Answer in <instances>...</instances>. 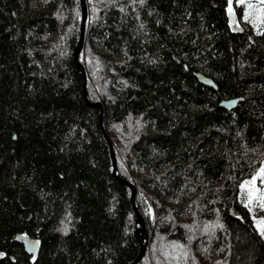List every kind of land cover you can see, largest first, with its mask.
Returning a JSON list of instances; mask_svg holds the SVG:
<instances>
[{
  "label": "trees",
  "instance_id": "1",
  "mask_svg": "<svg viewBox=\"0 0 264 264\" xmlns=\"http://www.w3.org/2000/svg\"><path fill=\"white\" fill-rule=\"evenodd\" d=\"M239 1L88 0L86 97L80 0H0V264L137 259L131 190L87 99L138 190V264H264L241 198L264 166V30Z\"/></svg>",
  "mask_w": 264,
  "mask_h": 264
},
{
  "label": "water",
  "instance_id": "2",
  "mask_svg": "<svg viewBox=\"0 0 264 264\" xmlns=\"http://www.w3.org/2000/svg\"><path fill=\"white\" fill-rule=\"evenodd\" d=\"M80 4H81V10H82V20H81L80 38H79L78 44L74 50V64H75L76 69L80 73H82V75H83V78H84V94L87 97L86 85H87V79H88V71H87L85 62H83V63L81 62V55L83 56V59H84L85 58L86 33H87L88 25H89L88 24V19H89L88 0H80ZM229 18L231 20V23L235 26V28L241 32L242 29L238 25L237 16L232 12L229 14ZM197 77H198V80L201 83H203L204 85L212 87V88H216V84H215L213 79L206 77L203 74H198ZM241 100L242 99H240V98L230 99V100H226V101L222 102L221 105L226 110L231 111V110L236 108V106L239 104V102ZM87 101L90 105L97 107L100 110L99 123H100V128H101V130H102V132L106 138V141L109 144L110 154H111V158H112L113 176L116 178V180H118L122 184H125L131 190V204H132L134 213L136 215V237H137V240L140 244V253H139L137 259L132 264H138L143 259V257L145 256L146 251L148 249V243H149L148 227H147L146 219L144 218V215L139 210V208L136 204V199L138 196V190L132 181L126 180L118 174V166H117V159H116V152H115V148H114V143L112 142L110 135L108 134L106 127H105L104 105L102 104L101 101L95 102V103H90L88 99H87ZM15 241L23 244L26 252L29 255H32L34 257H37L39 255L40 243L38 242V240L36 238H33L31 236H28V235L20 234V235L16 236ZM2 258H3V255L0 253V260Z\"/></svg>",
  "mask_w": 264,
  "mask_h": 264
},
{
  "label": "rangeland",
  "instance_id": "3",
  "mask_svg": "<svg viewBox=\"0 0 264 264\" xmlns=\"http://www.w3.org/2000/svg\"><path fill=\"white\" fill-rule=\"evenodd\" d=\"M238 4L244 8V15L241 21L243 26L247 27L249 26L248 24H251L256 30L263 31L264 23L260 21V8L264 7V5L260 4V0H243V3H241L240 0ZM249 4H252L253 7L249 8ZM83 60L85 61V58ZM262 168H264V166ZM261 169L254 178L248 180L244 184L241 193V198L254 219L255 225L260 233L261 221H264V175L261 174ZM150 215L153 217V210L150 211Z\"/></svg>",
  "mask_w": 264,
  "mask_h": 264
},
{
  "label": "snow or ice",
  "instance_id": "4",
  "mask_svg": "<svg viewBox=\"0 0 264 264\" xmlns=\"http://www.w3.org/2000/svg\"><path fill=\"white\" fill-rule=\"evenodd\" d=\"M141 3H143V0H141ZM241 3H243V0H241ZM260 4L264 5V0H260ZM248 7L252 8L253 5L249 4ZM260 13H261L260 21H261V23H264V7L260 8ZM261 174L264 175V168L261 169ZM261 235H264V221H261Z\"/></svg>",
  "mask_w": 264,
  "mask_h": 264
}]
</instances>
